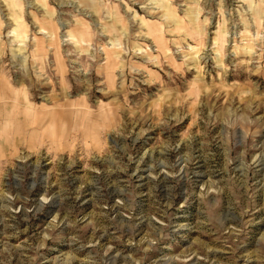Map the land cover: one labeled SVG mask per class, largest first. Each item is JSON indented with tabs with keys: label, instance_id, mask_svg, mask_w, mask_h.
I'll list each match as a JSON object with an SVG mask.
<instances>
[{
	"label": "rangeland",
	"instance_id": "obj_1",
	"mask_svg": "<svg viewBox=\"0 0 264 264\" xmlns=\"http://www.w3.org/2000/svg\"><path fill=\"white\" fill-rule=\"evenodd\" d=\"M1 76L0 264H264V0H0Z\"/></svg>",
	"mask_w": 264,
	"mask_h": 264
},
{
	"label": "crops",
	"instance_id": "obj_2",
	"mask_svg": "<svg viewBox=\"0 0 264 264\" xmlns=\"http://www.w3.org/2000/svg\"><path fill=\"white\" fill-rule=\"evenodd\" d=\"M11 89L13 91V88H11ZM12 91H9V93H11ZM5 93L7 94V92H5ZM2 94H4V93H1V95ZM12 106H15V108H16V104H11V105H8L7 107H4V109H0V142H2V143L6 142V141L11 142V140H9V137H11V135H12V139H14V138H16L15 133L17 135L19 133L20 125H19V122H18L16 115H15V118H13L12 112H14V111L11 108ZM9 112L11 114H9ZM15 114H17L16 110H15ZM30 123H31V125H30ZM32 124H33L32 122H29V125L33 129ZM17 138H18V136H17Z\"/></svg>",
	"mask_w": 264,
	"mask_h": 264
},
{
	"label": "bare ground",
	"instance_id": "obj_3",
	"mask_svg": "<svg viewBox=\"0 0 264 264\" xmlns=\"http://www.w3.org/2000/svg\"><path fill=\"white\" fill-rule=\"evenodd\" d=\"M9 91H12L11 89V85L9 84V82L6 80L5 76H1L0 77V95L1 93H9ZM19 113V112H18ZM32 114V111L30 109H26V117H30ZM32 122V119H31ZM35 131L32 130V132L30 133V135L32 136L34 134ZM42 133V132H41Z\"/></svg>",
	"mask_w": 264,
	"mask_h": 264
}]
</instances>
